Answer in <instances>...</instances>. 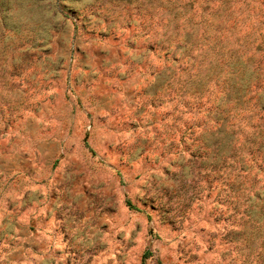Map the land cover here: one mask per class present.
Masks as SVG:
<instances>
[{
  "label": "clouds",
  "instance_id": "1",
  "mask_svg": "<svg viewBox=\"0 0 264 264\" xmlns=\"http://www.w3.org/2000/svg\"><path fill=\"white\" fill-rule=\"evenodd\" d=\"M0 264H264V0H0Z\"/></svg>",
  "mask_w": 264,
  "mask_h": 264
},
{
  "label": "rangeland",
  "instance_id": "2",
  "mask_svg": "<svg viewBox=\"0 0 264 264\" xmlns=\"http://www.w3.org/2000/svg\"><path fill=\"white\" fill-rule=\"evenodd\" d=\"M209 198H211V192H210V191H209ZM216 222H217V223H221V222L226 223L227 220H226V219L222 220L221 217H217V218H216ZM209 251H210V249H209Z\"/></svg>",
  "mask_w": 264,
  "mask_h": 264
}]
</instances>
